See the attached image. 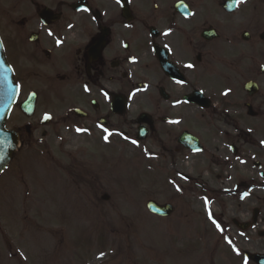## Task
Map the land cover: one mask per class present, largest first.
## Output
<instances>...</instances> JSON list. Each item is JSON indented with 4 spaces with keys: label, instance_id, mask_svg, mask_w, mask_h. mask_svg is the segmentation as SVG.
Returning a JSON list of instances; mask_svg holds the SVG:
<instances>
[{
    "label": "flooded vegetation",
    "instance_id": "1",
    "mask_svg": "<svg viewBox=\"0 0 264 264\" xmlns=\"http://www.w3.org/2000/svg\"><path fill=\"white\" fill-rule=\"evenodd\" d=\"M0 42L19 108L35 95L34 111L20 113L27 148L51 130L81 129L103 147L148 143L183 165L187 154L213 155L217 125L229 122L218 160L234 166L248 162L234 141L250 131L239 125H264V0H0ZM198 145L200 153L189 149ZM173 175L187 179L182 168Z\"/></svg>",
    "mask_w": 264,
    "mask_h": 264
},
{
    "label": "rangeland",
    "instance_id": "2",
    "mask_svg": "<svg viewBox=\"0 0 264 264\" xmlns=\"http://www.w3.org/2000/svg\"><path fill=\"white\" fill-rule=\"evenodd\" d=\"M22 123L16 106L7 127L22 133ZM230 125H217L213 155L187 154L183 165L167 163L148 143L103 147L97 133L51 130L41 146L21 142L0 177V264H243L244 252L264 254L256 234L264 230L263 181L253 167L264 164V125H239L250 131L234 141L248 162L234 166L218 160L228 152V138L220 134ZM180 168L186 180L173 175ZM149 201L172 203L175 212L157 218L147 211ZM254 209L260 222L241 233L232 220L250 222Z\"/></svg>",
    "mask_w": 264,
    "mask_h": 264
},
{
    "label": "water",
    "instance_id": "3",
    "mask_svg": "<svg viewBox=\"0 0 264 264\" xmlns=\"http://www.w3.org/2000/svg\"><path fill=\"white\" fill-rule=\"evenodd\" d=\"M5 69H7V71H5ZM5 77H6V81H5ZM16 97H17V87L13 82L11 70L7 67L4 61V57L0 46V144H3V148L0 149V174L5 170V168L9 164L12 155L16 151V147L19 142L18 134H16L13 131L6 130L5 127L6 120L15 104ZM33 103L34 101H32L30 105L28 106L26 105L27 106L26 108H28V110L31 111L34 106ZM192 143L194 144L193 141ZM104 199L107 200V197ZM147 208L152 214L160 217H168L173 211V208L170 205L159 206L154 202L148 203ZM257 215H258L257 211H255L253 218L254 224L257 221ZM250 226L251 225L249 226L239 225V227L243 230L247 229ZM258 235L260 237H264V232H259ZM245 256L248 257V260L256 264H264V255H259V254L252 255L246 253Z\"/></svg>",
    "mask_w": 264,
    "mask_h": 264
},
{
    "label": "snow or ice",
    "instance_id": "4",
    "mask_svg": "<svg viewBox=\"0 0 264 264\" xmlns=\"http://www.w3.org/2000/svg\"><path fill=\"white\" fill-rule=\"evenodd\" d=\"M246 2H247V0H236L237 5L243 4V3H246ZM116 3L117 4H121V0H116ZM83 11H88V9L87 8H84ZM48 34L49 35H53V33L51 31H49ZM61 43H62V41L58 39L57 40V45L59 46ZM0 46H2V45H0ZM186 67L191 68V67H193V65L189 64V65H186ZM5 71H7V69H5ZM5 81H6V77H5ZM177 83H181L182 84V83H185V82L184 81H177ZM85 90L87 91V88ZM105 95H107V94H105ZM225 95H227V92L225 93ZM45 119H50V117L47 116V115H45ZM176 123H178V122H176ZM77 131H82V130L81 129H77ZM105 131L107 132L108 130L105 129ZM104 139L107 141L108 140V136L106 135L104 137ZM132 143L135 144L136 141H132ZM262 143H264V142H262ZM2 148H3V144H0V149H2ZM177 190L180 191L181 189H179V187H177ZM209 218H211V213H209ZM213 223L216 225V227L218 229H220V225L215 220H213ZM220 230L222 231V229H220ZM228 242H229V244L232 243L230 240ZM234 251H236L237 254L240 255V250L239 249H234ZM102 256H103V253H101V257ZM243 264H249V261H248V257L247 256H244L243 257Z\"/></svg>",
    "mask_w": 264,
    "mask_h": 264
}]
</instances>
